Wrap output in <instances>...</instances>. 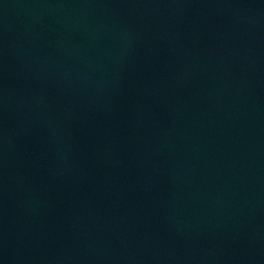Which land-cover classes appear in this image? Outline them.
<instances>
[{
	"label": "water",
	"instance_id": "obj_1",
	"mask_svg": "<svg viewBox=\"0 0 264 264\" xmlns=\"http://www.w3.org/2000/svg\"><path fill=\"white\" fill-rule=\"evenodd\" d=\"M0 264H264V0H0Z\"/></svg>",
	"mask_w": 264,
	"mask_h": 264
}]
</instances>
